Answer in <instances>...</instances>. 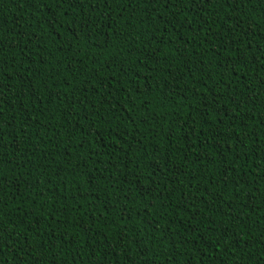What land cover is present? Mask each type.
Wrapping results in <instances>:
<instances>
[{"label":"trees","instance_id":"trees-1","mask_svg":"<svg viewBox=\"0 0 264 264\" xmlns=\"http://www.w3.org/2000/svg\"><path fill=\"white\" fill-rule=\"evenodd\" d=\"M0 264H264V0H0Z\"/></svg>","mask_w":264,"mask_h":264}]
</instances>
